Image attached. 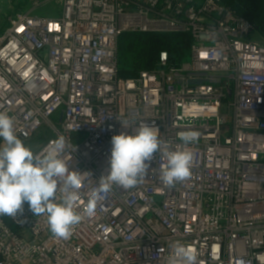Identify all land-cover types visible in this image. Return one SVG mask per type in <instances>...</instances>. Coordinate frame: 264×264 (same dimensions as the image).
<instances>
[{"label":"built area","instance_id":"built-area-1","mask_svg":"<svg viewBox=\"0 0 264 264\" xmlns=\"http://www.w3.org/2000/svg\"><path fill=\"white\" fill-rule=\"evenodd\" d=\"M58 15L28 12L0 35V111L33 152H59L77 171V211L85 215L105 174L111 137L141 123L158 127L163 150H190L191 176L160 179L161 153L136 187L100 193L95 215L55 238L47 218L24 205L0 215V264H167L179 241L197 264H258L264 252V45L252 24L222 0H44ZM127 32L190 36L191 60L159 54L151 69L119 74ZM55 118V121H54ZM127 121L125 128L119 120ZM196 131L187 146L179 133ZM62 184V181H61ZM71 191V189H68ZM63 193L58 192L57 196Z\"/></svg>","mask_w":264,"mask_h":264},{"label":"clouds","instance_id":"clouds-1","mask_svg":"<svg viewBox=\"0 0 264 264\" xmlns=\"http://www.w3.org/2000/svg\"><path fill=\"white\" fill-rule=\"evenodd\" d=\"M246 67L255 70L264 69V64L256 63ZM119 120V119H118ZM125 128L130 124L119 120ZM196 131L181 132L179 139L185 146L197 140ZM0 215L17 217L24 211V205L34 216L45 215L52 235L57 239L67 240L74 227L85 216L92 217L100 193L109 192L113 185L131 189L140 184L154 161V156L161 153L167 163L160 174L162 183L174 187L191 176L193 153L184 150H163L158 127L141 123L131 133L120 132L112 135L108 168L101 174L98 187L93 189L85 215L77 211L81 181L77 171H70L66 163L59 158L65 142L60 137L55 148L43 158L34 156L15 132L14 120L7 112L0 111ZM62 181V184H61ZM71 189V191H68ZM61 192L63 195L57 196ZM172 255L167 264H197V254L191 247L179 241L170 245ZM258 264H264V252L255 255ZM240 264H246L241 260ZM250 264V262H248Z\"/></svg>","mask_w":264,"mask_h":264},{"label":"trees","instance_id":"trees-1","mask_svg":"<svg viewBox=\"0 0 264 264\" xmlns=\"http://www.w3.org/2000/svg\"><path fill=\"white\" fill-rule=\"evenodd\" d=\"M230 9L248 20L254 29L264 31V0H222ZM191 44L190 36L181 33L127 32L119 39V74L134 77L139 70L151 69L162 51L174 61H181ZM136 50V51H135ZM135 53L136 63H123L124 54Z\"/></svg>","mask_w":264,"mask_h":264},{"label":"rangeland","instance_id":"rangeland-1","mask_svg":"<svg viewBox=\"0 0 264 264\" xmlns=\"http://www.w3.org/2000/svg\"><path fill=\"white\" fill-rule=\"evenodd\" d=\"M43 1L44 0H0V35H2L5 29L8 28L10 21L14 19L15 16L28 12L31 8H33V6H35L34 4L37 2L40 3V5L36 7L35 12H39V14L48 13L49 15L53 16L56 11L58 13V11L60 10V8L56 7L54 3H51L50 7H48L49 5H42L41 3ZM52 7H55L56 11ZM251 39L264 45V31L262 32L261 30L254 29L253 33L251 34ZM134 57L135 53L133 52H128V54L126 55L124 54V58L122 59L124 61L123 63L126 66L127 63L128 65L130 63H136ZM190 60L191 58L189 55V51H187L184 61L189 62ZM43 142L44 139L42 138V136H38L34 139V143H32V145H36V148L38 149Z\"/></svg>","mask_w":264,"mask_h":264},{"label":"crops","instance_id":"crops-1","mask_svg":"<svg viewBox=\"0 0 264 264\" xmlns=\"http://www.w3.org/2000/svg\"><path fill=\"white\" fill-rule=\"evenodd\" d=\"M47 5H49L48 7H50L51 4H47ZM54 5H56V7L60 8V10H61L60 4H58V3H54ZM52 8L55 9V7H52ZM60 10H59L58 13H57V11H56V9H55L56 13H55L53 16L58 15L59 12H60ZM47 12H48V11H47ZM36 13L39 14V12H36ZM46 14L49 15L48 13H46ZM51 16H52V15H51ZM2 143H3L2 140H0V144H2ZM32 143H34V139L31 140V141H29V142H24V144H25L27 147H29V148L32 150V152H34L37 148H36V145L33 146Z\"/></svg>","mask_w":264,"mask_h":264}]
</instances>
